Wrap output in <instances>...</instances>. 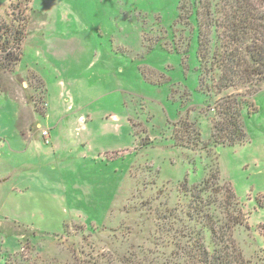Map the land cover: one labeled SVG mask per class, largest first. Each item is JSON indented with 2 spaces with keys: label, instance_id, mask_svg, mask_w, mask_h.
Returning a JSON list of instances; mask_svg holds the SVG:
<instances>
[{
  "label": "rangeland",
  "instance_id": "1",
  "mask_svg": "<svg viewBox=\"0 0 264 264\" xmlns=\"http://www.w3.org/2000/svg\"><path fill=\"white\" fill-rule=\"evenodd\" d=\"M196 4L0 0L1 22L28 23L15 72L0 73V264L153 263L171 248L144 244L147 226L180 222L183 188L217 171L247 213L239 242L264 257V86L242 108L245 141L215 144L224 94L201 88ZM208 31L206 70L220 44Z\"/></svg>",
  "mask_w": 264,
  "mask_h": 264
},
{
  "label": "trees",
  "instance_id": "2",
  "mask_svg": "<svg viewBox=\"0 0 264 264\" xmlns=\"http://www.w3.org/2000/svg\"><path fill=\"white\" fill-rule=\"evenodd\" d=\"M214 1L197 0L195 6L199 23L198 53L202 62L201 88L224 94L214 107L213 142L236 144L244 142L246 137L242 108L244 105L253 107L251 97L264 86V0ZM27 25L23 16L14 18L11 23L0 20V73L15 72L23 55ZM210 26L217 27L220 44L208 59L211 69L206 70L203 63L209 46ZM205 71L218 73L216 79L212 76V86L206 82ZM230 90L237 92L228 94ZM179 124L189 132L190 141L198 144L200 132L196 124L182 120ZM210 141L204 142L203 148L209 147ZM183 189L189 193L190 202L180 208L183 217H176L180 222L170 221L169 214L162 212L158 223L147 226L142 235L144 244L166 246L171 251H157L155 261L145 264H160L162 260L166 262L163 264H258L264 260L250 252L247 242L244 246L239 242L236 230L241 227L250 230L247 213L234 188L221 179L219 171L212 172L192 188ZM148 203H144L142 210H152L153 207L146 208ZM174 223L180 225L175 227ZM25 263L9 259L7 262Z\"/></svg>",
  "mask_w": 264,
  "mask_h": 264
},
{
  "label": "built area",
  "instance_id": "3",
  "mask_svg": "<svg viewBox=\"0 0 264 264\" xmlns=\"http://www.w3.org/2000/svg\"><path fill=\"white\" fill-rule=\"evenodd\" d=\"M47 133H48L47 130L43 132L44 135H47Z\"/></svg>",
  "mask_w": 264,
  "mask_h": 264
}]
</instances>
